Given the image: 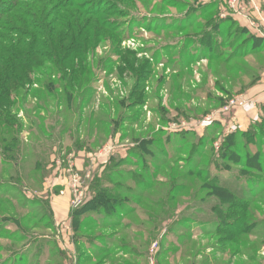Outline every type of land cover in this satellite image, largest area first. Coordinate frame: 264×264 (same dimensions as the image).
<instances>
[{
    "label": "rangeland",
    "instance_id": "rangeland-1",
    "mask_svg": "<svg viewBox=\"0 0 264 264\" xmlns=\"http://www.w3.org/2000/svg\"><path fill=\"white\" fill-rule=\"evenodd\" d=\"M200 1L0 0V67L34 49L74 58L73 46L86 66L29 74L34 84L13 99L22 153L0 160V264H73L69 241L93 240L141 255L120 264H264V104L246 131L232 124L264 78V46L251 49L264 0H246L253 34L216 7L199 14ZM216 177L249 183V201L223 202ZM67 189L78 204L64 213L72 235L59 237L55 201ZM100 191L128 202L80 221ZM220 208L250 235L219 232Z\"/></svg>",
    "mask_w": 264,
    "mask_h": 264
},
{
    "label": "trees",
    "instance_id": "trees-1",
    "mask_svg": "<svg viewBox=\"0 0 264 264\" xmlns=\"http://www.w3.org/2000/svg\"><path fill=\"white\" fill-rule=\"evenodd\" d=\"M211 7H215L213 3L202 5L201 8H199L196 12H199L200 9H202L201 13L204 12L205 8L211 9ZM231 21V19H225L222 21ZM252 43L254 44V51L256 52L260 49V45L264 46V42L260 39H257L255 37H251ZM247 47H250L247 45ZM60 51V56L57 57L53 62H50L47 57V55H44L40 52H37L35 49L31 51L30 53L25 54L26 59H16L15 58L11 61H6L2 67H0V160L3 164H14L13 162H16L15 164L19 163V160H15L17 158H20V155L22 153V147H20V133L22 134L23 130L19 125V120L16 119V117L13 115L14 111L12 108L15 106L16 102L13 101L16 96L20 94L21 90H24V87L27 85L32 86L34 83L30 81L29 74H35V75H54L55 72H58L60 69L61 73L65 71H68V68L64 67L65 63L68 61H72L73 69L77 66H81L86 68L85 65H81L82 63H74L75 60L82 58V54L80 53L81 50L75 49V46L70 48L68 51H72L74 58L72 57H65L64 50L62 48L57 49ZM250 50V49H247ZM255 52V53H256ZM63 54V56H62ZM250 54V52H249ZM62 56V57H61ZM1 65V64H0ZM82 72V70H79ZM78 73V70H74L73 74L76 76ZM84 73V71L82 72ZM71 77V76H69ZM76 80V77H71V81ZM41 82H38L40 84ZM54 83L48 82L45 87L48 89H54ZM42 88V87H41ZM43 89V88H42ZM26 91V90H25ZM28 91V90H27ZM26 91V92H27ZM17 99V98H16ZM253 128H251L246 134H249L253 136L252 133ZM263 138V136H262ZM254 158H252L253 160ZM17 166V165H15ZM249 167L251 169L257 170L262 172V170L257 169L254 164H250ZM194 172L189 173L191 177H193ZM198 175H202V173H198ZM212 180H210L211 182ZM2 182V183H1ZM206 181V186L207 185ZM0 193L3 191V188L6 186L4 184L3 180H1L0 176ZM213 186L210 187L212 190L217 191L218 196H220L223 200V202H228L230 199L237 200V201H249L246 192V186L249 183L242 184L241 181L236 179H223L216 177V180L214 183H212ZM142 185V184H141ZM264 188L261 186V189ZM255 190L253 187L249 190L250 193H253ZM102 194V196H101ZM105 196V197H103ZM97 200L98 201H90L88 203V209L86 212H79L77 213L76 217L80 219L82 216H86L89 213H95V212H104L106 214H115L118 213L119 207L120 209H123L126 200L121 197H112L108 192H102L98 194ZM104 199H103V198ZM106 200L103 202H99V199ZM96 199V198H95ZM100 203H102V208H98ZM226 205V204H224ZM226 211L223 208H220V212ZM122 213V212H121ZM226 212L220 214L218 218V228L219 232H224L227 235H230L232 238L237 237H243L250 235V225L242 218L238 216H226ZM77 219V218H76ZM81 221V219H80ZM83 224V222H81ZM221 223V224H220ZM82 226V225H79ZM222 226V227H220ZM225 228V230H223Z\"/></svg>",
    "mask_w": 264,
    "mask_h": 264
},
{
    "label": "crops",
    "instance_id": "crops-1",
    "mask_svg": "<svg viewBox=\"0 0 264 264\" xmlns=\"http://www.w3.org/2000/svg\"><path fill=\"white\" fill-rule=\"evenodd\" d=\"M208 2V3H207ZM232 0H201L200 3L202 5H207L210 3H213L215 7L220 11L219 17L221 20L225 19H231L234 21V24L237 25L240 28H245L248 29L251 34L255 33L254 30V25L256 24V18H255V12L251 9L253 7V2L252 3H246V0H239V2L245 6V3L247 4L246 9L250 8L251 9V15L248 13L245 15H241L240 12L236 10V8H233L231 6ZM245 9V10H246ZM235 11H237L239 14H236ZM247 11V10H246ZM252 32H251V31ZM260 34H253V37L260 39L261 41L264 42V28L261 27ZM247 101L246 105L240 107V109L236 110V117L234 118L232 124L236 127L239 128L240 130H247L250 128L252 123L254 124L256 120H259L258 118L261 116L262 112L259 109L261 105L264 104V78L262 79L261 83L258 85V87H255L254 90L250 91L249 94L246 96ZM249 105V108H247ZM69 190L67 189L65 191L68 192ZM76 194V190L74 191V195ZM73 196V193H71ZM70 195V191L64 195V199L59 200L58 202L55 201L56 204V210L57 207L59 208V213L57 214L60 216V219H58V226L57 229L59 232V237L67 236V235H72L71 229L68 230L67 228V219L65 216V212L68 210L71 211L72 209H75L77 207L78 202L75 201ZM60 198V197H59ZM85 216V215H84ZM86 217V216H85ZM101 217H103L101 215ZM83 220V218H81ZM60 222V223H59ZM63 223V224H62ZM62 225V227L60 226ZM65 228V229H64ZM68 230V231H67ZM102 238V236H101ZM115 241L116 239L113 238ZM64 241V238H63ZM92 241V240H89ZM89 241H86V244L89 243ZM97 241V240H96ZM60 242L62 243L61 239ZM69 243L71 244L68 248L69 253L74 255L75 259L73 261V264H120L116 259L122 258L123 256L126 257L128 256V259L130 261L135 260L136 258H140V253L132 246H129L130 251L126 253L124 250H126L124 247L120 248L118 251H113L112 252V247L113 245H108L105 248H102L100 244L93 242L88 245V246H82L80 249L76 250V247L74 248V244H72L70 241ZM81 250V251H80ZM79 251V254L76 253ZM83 251V252H82ZM76 253V254H75ZM111 253H116L115 255H112ZM69 254V256H70ZM72 255V256H73ZM115 257L113 260L112 257ZM71 258V257H70ZM128 262V264H134L133 262ZM71 264V261H70ZM122 264V262H121Z\"/></svg>",
    "mask_w": 264,
    "mask_h": 264
},
{
    "label": "built area",
    "instance_id": "built-area-1",
    "mask_svg": "<svg viewBox=\"0 0 264 264\" xmlns=\"http://www.w3.org/2000/svg\"><path fill=\"white\" fill-rule=\"evenodd\" d=\"M231 6L233 8H236L237 11H240V12L245 11L244 6L239 2V0H232Z\"/></svg>",
    "mask_w": 264,
    "mask_h": 264
}]
</instances>
